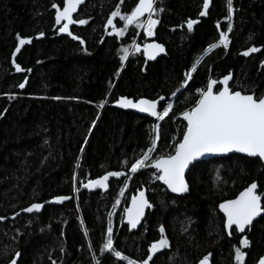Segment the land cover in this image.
<instances>
[{"label": "trees", "instance_id": "16d2710c", "mask_svg": "<svg viewBox=\"0 0 264 264\" xmlns=\"http://www.w3.org/2000/svg\"><path fill=\"white\" fill-rule=\"evenodd\" d=\"M138 1L84 0L73 19L87 23L71 26L80 43L59 33L52 5L62 10L61 0H0V264H127L104 249L109 220L114 250L137 264L149 255L148 264H198L205 257L212 264H238L237 248L245 253L243 264L264 255V215L245 234L233 229L229 236L218 210L253 182L264 193L260 159L231 155L197 163L186 176L185 197L170 194L154 170L129 171L157 135L154 125L159 139L152 159L174 154L186 128L177 117L195 106L210 79L232 74L233 90L264 95V0H233L230 32L226 0H212L207 18L200 15L204 0H159L153 39L139 38L140 27L111 16L117 8L130 15ZM110 18L116 29H125L122 36L108 25ZM189 20L196 21L191 31ZM221 32L227 48L219 44ZM18 37L31 43L20 45ZM151 40L166 48L165 56L146 62L131 52L136 42ZM212 44L217 47L209 51ZM252 47L258 50L242 54ZM123 48L131 55L121 61ZM121 97L158 100V111L167 103L173 107L158 121L121 108ZM117 171L124 175L107 190L81 191L88 181ZM142 189L151 207L131 234L124 211ZM57 196L70 199L57 202ZM34 203L42 205L39 212L23 211ZM162 236L167 247L149 252ZM245 237L247 247L240 243Z\"/></svg>", "mask_w": 264, "mask_h": 264}, {"label": "snow or ice", "instance_id": "6c2138e0", "mask_svg": "<svg viewBox=\"0 0 264 264\" xmlns=\"http://www.w3.org/2000/svg\"><path fill=\"white\" fill-rule=\"evenodd\" d=\"M83 0H61V6L53 3L52 7L56 9L55 23L61 24V21H65L59 28L61 33H67L74 40H80V43H84L79 36L73 35L69 30L71 24H86L84 19H73V13L77 10V6L81 4ZM209 6V0H204L203 9L200 15H206V10ZM226 6L228 11L229 25L228 31H231V19L233 15V0H226ZM163 9H159L162 11ZM158 11L154 8V0H139L134 10L130 15H121L119 9L111 13V16L120 17L121 20L126 22V25L135 24L137 27L145 28L149 36L153 35V30L156 24L159 22L157 19H153V13ZM148 14L146 23H142L140 17L144 14ZM108 25L112 26L117 36H122L125 29H116L113 25V19H108ZM194 20L187 21V28L192 30ZM43 36V33H40ZM19 39L20 45L31 43V38ZM219 44L225 48L228 47V38L226 33L221 32L219 37ZM136 51H140L138 45H133ZM217 47V44L209 46V51ZM258 49L255 47L249 48L243 52L244 56H248L250 52H256ZM19 51V47L16 49ZM120 60H126L129 55V49L123 48ZM164 49L159 44L145 45L143 54L149 59H154L158 52H163ZM201 58H197L193 64L191 70L185 73V80L183 84L186 85L187 81L191 79V74L196 71V65L200 63ZM17 71H22L19 65H16ZM30 71V69H29ZM230 75L225 76L220 83L224 85L223 88H217L214 91V87L217 85L216 80H209L206 87L199 90V99L196 101L195 106L182 113L183 119L187 121L185 131L183 132L182 140L175 146L174 154L168 156H159L152 159L151 154L156 147V141L159 139L158 129L159 125H154V131L157 132L155 138L152 139L151 146L132 163L129 171L136 173L138 169L152 167L158 172L156 179L162 181L167 187L174 193L188 191V186L184 179V172L188 165L196 160L198 157L203 156L206 153H228L238 152L246 153L249 156L258 157L264 160V95L256 96L255 94H242L241 91L232 90L228 86ZM24 83H20L19 87L24 88ZM173 96L176 92L172 93ZM11 98V97H10ZM59 99V98H57ZM159 100H164V97H159ZM158 100L139 99L133 101L127 97H121L117 103L121 108H133L138 109L142 113H148L155 117L158 121L163 120L168 116L172 109V103H167L163 106L162 111L157 110ZM103 106V105H101ZM147 162V163H146ZM126 163V162H125ZM124 175L122 172H108L102 177L90 180L87 184H84L86 188H107L109 177H119ZM257 184L251 183L239 196L234 200H228L220 204L219 207L223 211L226 217L225 227L232 230H237L243 233L246 227L251 226L254 218L264 212L262 207V197L264 194L257 192ZM57 202H62L70 199L67 196H57L54 198ZM119 203V200L116 201ZM42 205L40 203H34L30 207L24 209L25 212L39 211ZM145 207H151V204L145 197L143 191L139 192L138 196L132 197V207L126 209L128 224L135 228L140 222V218L144 214ZM3 219V218H0ZM159 231L163 234L164 228L161 226ZM113 229L111 227V221L109 220V226L107 228V241L104 244V249L113 252L116 257L127 260V264H137V261L122 256L119 251H115L113 248L112 239ZM231 235V231H229ZM167 240L161 237V239L153 243L149 249V252L154 253L159 248L167 246ZM242 245L247 247L249 240L245 237L240 241ZM17 255H19L17 253ZM245 253L240 248L235 250V259L238 264H243ZM151 255L147 260L141 262V264H148L151 260ZM208 257H205L201 264H207ZM15 264V260L11 262ZM259 264H264V258L259 261Z\"/></svg>", "mask_w": 264, "mask_h": 264}, {"label": "water", "instance_id": "95a60500", "mask_svg": "<svg viewBox=\"0 0 264 264\" xmlns=\"http://www.w3.org/2000/svg\"><path fill=\"white\" fill-rule=\"evenodd\" d=\"M158 1L159 0H154V8H156V5H157V3H158ZM139 2V1H138ZM211 6H212V0H209V6H208V8H207V10H206V15H203V16H201L202 18H207L208 17V13H209V10H210V8H211ZM203 11H205L204 9H203ZM142 18H148V14L147 13H145L144 14V16H142V17H140V19H142ZM158 24L159 23H157V26H158ZM156 26V27H157ZM140 36H141V32H139V38H140ZM154 38V35L153 36H151L150 37V39H153ZM150 44H159L158 42H156V41H154V40H151V41H148L147 43H145L144 45H139V48H140V53L144 56V58H145V60H146V62H155V61H157L159 58H161V57H163V56H165L166 55V48L163 46V45H161V44H159V45H161L162 47H163V49H164V51L163 52H158V54L155 56V58L154 59H149L146 55H144L143 54V49H144V46L145 45H150ZM131 55V54H130ZM130 55H129V57L127 58V60L130 58ZM230 79H229V81H228V86L231 88V83H232V80H233V75L232 74H230ZM224 78V77H223ZM223 78H221L220 80H216L218 83H217V85L214 87V91L216 90V88L217 87H220V88H223L224 87V85L222 84V83H220V81H222L223 80ZM232 89V88H231ZM233 90V89H232ZM243 94V93H242ZM177 120H180V121H182V122H184L185 124H187V121H185L184 119H183V116L182 115H180V116H178L177 117ZM231 155H240V156H244V157H249V158H258V157H253V156H249V155H247L246 153H238V152H228V153H206V154H204L203 156H201V157H198L196 160H193L189 165H188V167L185 169V172H184V179H185V182H186V184H187V186H188V191H186V192H180V193H174V192H172L168 187H167V185H165L162 181H160L159 180V183L162 185V186H164L167 190H168V192L170 193V194H172V195H175V196H179V197H185V196H187L188 194H189V192H190V187H189V184H188V182H187V179H186V176H187V174H188V172L190 171V169L194 166V165H196L197 163H200V162H203V161H207V160H210V159H219V158H224V157H228V156H231ZM258 159H260V158H258ZM260 161L264 164V160H261L260 159ZM147 169H150V170H154V171H156L157 172V170L155 169V168H152V167H146ZM158 173V172H157ZM114 178H118V177H109V179H108V181H106V183H107V185L109 184V182L112 180V179H114ZM257 184V183H256ZM258 186V185H257ZM108 188V187H107ZM107 188L105 189V188H99V187H97V188H86V187H82V189H81V191H88V192H96V191H99V190H107ZM245 190V189H244ZM243 190V191H244ZM141 191H143L144 193H145V197H146V199L149 201V199H148V193H147V190L146 189H142ZM140 192V191H139ZM139 192L136 194V195H134V196H138L139 195ZM257 192L258 193H261V191H260V188H259V186L257 187ZM241 193V192H240ZM239 193V194H240ZM239 194H238V196H239ZM261 194H264V193H261ZM133 196V197H134ZM237 196V197H238ZM236 197V198H237ZM236 198H234V199H236ZM234 199H231V200H234ZM263 199H264V197H262V207H263ZM228 201V200H227ZM225 202V201H224ZM224 202H222V203H224ZM150 203V202H149ZM222 203H220V204H222ZM151 204V203H150ZM219 204V205H220ZM132 207V197H131V199H130V201H129V203H128V206H127V208L126 209H128V208H131ZM41 209H42V207H41ZM40 209V210H41ZM125 209V210H126ZM149 209H150V207H145V209H144V214H143V216L140 218V222L137 224V226L135 227V228H132L129 224H128V221H127V213H126V211H124V220H123V223H124V225L125 226H127V228H128V230H129V233H134V232H137L141 227H142V225H143V223H144V221H145V219H146V217H147V213H148V211H149ZM39 210V211H40ZM218 210H219V212L223 215V217H224V220H225V222H224V226H225V223H226V217H225V215H224V213H223V211H221V209H220V207H218ZM39 211H33V212H39ZM27 213H29V212H27ZM30 213H32V212H30ZM264 215V212H262L259 216H257L256 218H254V220H253V222H252V224H251V226H250V228L254 225V223L257 221V220H259L262 216ZM249 227H246V229H245V231L243 232V233H241V232H239V231H237L240 235H243V234H245L246 232H247V230L248 229H250ZM233 229H235V226H233ZM232 229V230H233ZM225 230H226V233L229 235V231H231L232 232V230H230V229H227L226 227H225ZM230 236V235H229ZM262 258H264V255L258 260V262L256 263V264H259V261L262 259ZM202 261V260H201ZM201 261L198 263V264H201ZM207 264H212V261L210 260V259H208V262H207Z\"/></svg>", "mask_w": 264, "mask_h": 264}, {"label": "rangeland", "instance_id": "374dc122", "mask_svg": "<svg viewBox=\"0 0 264 264\" xmlns=\"http://www.w3.org/2000/svg\"><path fill=\"white\" fill-rule=\"evenodd\" d=\"M84 1V0H83ZM79 6V5H78ZM78 6H77V8H78ZM74 14V13H73ZM72 14V15H73ZM153 18V17H152ZM154 19V18H153ZM146 20H147V18H145L144 20H143V22L142 23H145L146 22ZM63 23H65V21H61V25L63 24ZM231 23H232V19H231ZM71 26H72V24L71 25H69V30L71 31ZM157 28V27H156ZM155 28V29H156ZM155 29H154V32H155ZM144 28L143 27H140V31L139 32H141V35H143V36H145L146 38H149L150 39V37L151 36H149L148 34H147V32L144 30ZM59 33H61L60 31H59ZM61 34H66V35H68L67 33H61ZM145 43V42H144ZM133 45H138L137 44V42L135 43V44H133ZM135 49H134V47L132 46V49H131V52L132 51H134ZM131 52L129 53V55L131 54ZM128 182H129V180H127V183L124 185V187H123V190H122V192H121V195H120V197H119V203L122 201V199H124V197H125V194H126V190H127V187H128ZM112 225H113V222L111 221V227H112ZM167 245H168V243H167ZM167 247V246H166ZM163 248H165V247H163ZM163 248H159L157 251H159V250H161V249H163Z\"/></svg>", "mask_w": 264, "mask_h": 264}, {"label": "bare ground", "instance_id": "6f19581e", "mask_svg": "<svg viewBox=\"0 0 264 264\" xmlns=\"http://www.w3.org/2000/svg\"><path fill=\"white\" fill-rule=\"evenodd\" d=\"M146 21H147V20H146ZM145 23H146V22H145ZM156 26H157V24H156ZM156 26L154 27V29L156 28ZM144 30H145V28H144ZM144 30H143V31H144ZM145 31H146V30H145ZM153 33H154V30H153ZM153 35H154V34H153ZM153 35H151V36H153ZM149 202H150V201H149Z\"/></svg>", "mask_w": 264, "mask_h": 264}]
</instances>
